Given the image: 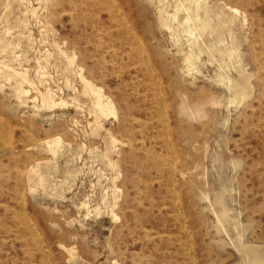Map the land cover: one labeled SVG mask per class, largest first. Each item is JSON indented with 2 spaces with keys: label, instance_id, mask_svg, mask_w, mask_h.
Instances as JSON below:
<instances>
[{
  "label": "rangeland",
  "instance_id": "rangeland-1",
  "mask_svg": "<svg viewBox=\"0 0 264 264\" xmlns=\"http://www.w3.org/2000/svg\"><path fill=\"white\" fill-rule=\"evenodd\" d=\"M262 259L264 0H0V264Z\"/></svg>",
  "mask_w": 264,
  "mask_h": 264
},
{
  "label": "bare ground",
  "instance_id": "bare-ground-1",
  "mask_svg": "<svg viewBox=\"0 0 264 264\" xmlns=\"http://www.w3.org/2000/svg\"><path fill=\"white\" fill-rule=\"evenodd\" d=\"M206 12H207V11H206ZM207 15H208V12H207ZM207 15H205V19H207ZM204 25H205L206 28L209 27V26H208L209 23H207L205 20H204ZM241 88H242V87L239 86V88L235 91L234 99H236V98H238V97L244 95V91H242ZM101 107H103V106H101ZM103 110H104V109H103ZM259 254H260V253H258V254H253L252 258H250V259H256V260H258V258H259V257H258ZM249 261H250V260H249ZM247 264H249V262H248ZM258 264H264V259H262L260 262H258Z\"/></svg>",
  "mask_w": 264,
  "mask_h": 264
}]
</instances>
